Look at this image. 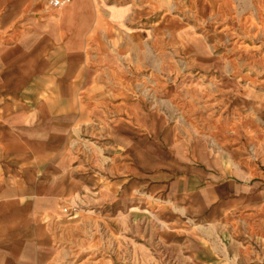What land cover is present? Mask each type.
I'll return each mask as SVG.
<instances>
[{"label": "rangeland", "instance_id": "rangeland-1", "mask_svg": "<svg viewBox=\"0 0 264 264\" xmlns=\"http://www.w3.org/2000/svg\"><path fill=\"white\" fill-rule=\"evenodd\" d=\"M49 2L39 19L69 5ZM93 9L74 94L22 78L18 68L46 59L66 65L72 37L55 47L50 25L45 38L0 36V115L15 128V162L0 149L9 186L1 202L53 204L58 215L0 224V264L13 254L8 232L39 227L46 264H264V200L254 192L232 208L235 198H215L210 187L208 210L216 199L229 208L221 216L198 214L162 190L185 188V171L205 166L224 174L208 183L235 179L247 190L264 182V0H106ZM123 46L130 51L120 55ZM6 136L0 132V144ZM217 215L224 228L206 220Z\"/></svg>", "mask_w": 264, "mask_h": 264}, {"label": "crops", "instance_id": "crops-1", "mask_svg": "<svg viewBox=\"0 0 264 264\" xmlns=\"http://www.w3.org/2000/svg\"><path fill=\"white\" fill-rule=\"evenodd\" d=\"M43 0H0V36H33V37H48L47 26H54L53 36H55L56 44L55 47L63 46L61 39L64 40L65 37H72L73 39L69 40L66 44L67 52H69V62L66 65L58 62H50L45 60L25 62L23 65H18L19 75L22 78L39 80L46 84H56L59 87L61 94H68L69 86L71 90L79 88V85L83 83L82 70L80 68L81 62L84 59V47L86 46V38L92 35L93 26L96 22V19L93 17L92 12H94L93 6L96 3H106V0H73L63 11L56 13L54 15L48 16V14L43 18L37 17V12H40L43 9L42 5ZM95 16V15H94ZM22 23V27H17V24ZM43 38V39H44ZM52 46V48L54 47ZM64 47V46H63ZM42 50V49H41ZM34 50H31V52ZM128 51L127 47L123 46L119 53L120 55L126 54ZM135 64H139V52L136 54ZM10 71L11 69H16L15 64L8 65L4 67ZM25 75V76H24ZM122 82L127 80V76L119 73ZM116 80V78H114ZM114 80V82H116ZM31 81V82H32ZM68 96V95H67ZM66 96V97H67ZM64 100V97L59 98ZM12 121L11 117H4L0 115V132L7 134L5 139H2V144H0V149L6 150V156L12 158L14 161L15 157L12 156L11 149L14 147L15 143L11 139V132H14V125H10ZM5 123V124H4ZM4 161L7 158L4 156L1 157ZM239 160L237 152H233V160ZM10 162V161H9ZM234 162V161H233ZM204 165V164H202ZM29 169V168H28ZM172 171H169L166 175L169 183L172 180L173 174ZM228 172V171H227ZM223 170L213 168L210 166L205 167H195L185 171L187 176L180 178L183 181L185 180V188H179L178 190H171L167 185L163 186L162 190H169V195H174L176 197L184 198L186 202H189L191 209L194 208L195 212L203 213L206 215L208 211H212L213 214H222L229 211V208L223 207V202H220V199H216L211 205L212 209L208 210V201L206 200L207 190L211 187V196L215 198H223L224 196H232L235 198L233 201L232 208H239L242 203H245L246 200L243 199V196L240 194L254 192L256 200H264V182L259 177L254 179L252 184L246 190L241 187V184L238 180L228 179L221 180L216 184L208 183L215 179L220 180L224 174ZM232 176L238 177V169L231 170ZM171 174V175H170ZM27 178H24V183ZM5 178H0V224L1 229L5 227L8 228L13 224H34L35 222L42 220V214L49 212L50 216H55L57 219V214L55 212V207L53 204H49L47 208L45 206L38 205H20L16 207L15 205H9L1 202L2 196L5 194ZM23 180V179H21ZM262 181V182H261ZM206 182V188H201V184ZM27 186L26 184H23ZM171 186V184H169ZM216 185V187H215ZM260 185V189H257ZM7 186V185H6ZM262 186V187H261ZM9 187V186H7ZM28 187V186H27ZM16 191V190H15ZM177 191V192H176ZM30 191L24 192L22 195H26ZM72 196L71 201L74 202L76 198L75 195L69 194ZM204 197L203 201H195L193 198ZM240 197L243 199L241 200ZM192 199L195 201L193 204ZM193 204V207L191 205ZM260 207L258 204H255L254 209L257 210ZM69 208V206L67 207ZM71 209V208H70ZM69 209V211H71ZM233 210V209H231ZM16 212L23 213V216H20L18 220L16 219ZM55 212V213H54ZM52 213V214H51ZM51 214V215H50ZM203 215H201L202 217ZM213 216V215H212ZM214 217L213 224L214 228H224V224L220 221V218ZM209 222V221H206ZM174 224H176L174 222ZM207 224V223H206ZM240 224H231V228H239ZM227 226V225H226ZM229 226V225H228ZM12 230V229H11ZM3 235V234H1ZM6 243L12 246L13 254L5 255L2 258L1 264H46L49 260V252L47 249H43V245L46 242V233L41 227L33 231L20 234L16 231L8 232L5 235ZM32 250V253H31Z\"/></svg>", "mask_w": 264, "mask_h": 264}, {"label": "built area", "instance_id": "built-area-1", "mask_svg": "<svg viewBox=\"0 0 264 264\" xmlns=\"http://www.w3.org/2000/svg\"><path fill=\"white\" fill-rule=\"evenodd\" d=\"M73 0H50L49 5L52 9H61L68 4H70Z\"/></svg>", "mask_w": 264, "mask_h": 264}]
</instances>
